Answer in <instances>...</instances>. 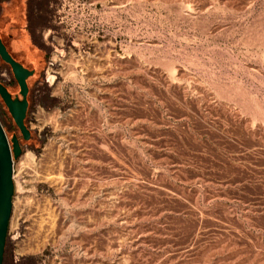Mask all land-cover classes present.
I'll return each instance as SVG.
<instances>
[{"label":"rangeland","instance_id":"374dc122","mask_svg":"<svg viewBox=\"0 0 264 264\" xmlns=\"http://www.w3.org/2000/svg\"><path fill=\"white\" fill-rule=\"evenodd\" d=\"M0 31L35 71L3 264H264V0H0Z\"/></svg>","mask_w":264,"mask_h":264},{"label":"water","instance_id":"95a60500","mask_svg":"<svg viewBox=\"0 0 264 264\" xmlns=\"http://www.w3.org/2000/svg\"><path fill=\"white\" fill-rule=\"evenodd\" d=\"M0 60L9 66L13 78L19 88V97H12L7 88L0 83V98L6 106L15 126L24 141L30 139V131L25 125L28 110L29 88L27 79L33 75L17 62L8 52L0 37ZM22 153L19 139L13 135L9 140L0 123V264H3L5 243L8 232L9 219L12 212V198L14 194L13 162Z\"/></svg>","mask_w":264,"mask_h":264},{"label":"crops","instance_id":"0c3cea01","mask_svg":"<svg viewBox=\"0 0 264 264\" xmlns=\"http://www.w3.org/2000/svg\"><path fill=\"white\" fill-rule=\"evenodd\" d=\"M5 2V1H4ZM11 12H12V10H11V8H10V6L9 7H6V14H5V16H6V19H10L11 18V16H12V14H11ZM0 37H1V39H2V41H3V38H2V32L0 31ZM4 43V42H3ZM5 46H6V44H4ZM14 46H19V44L17 43V45H14ZM21 46V45H20ZM6 48H7V46H6ZM8 50V49H7ZM8 52H9V50H8ZM10 53V52H9ZM10 55L12 56V54L10 53ZM13 57V56H12ZM14 58V57H13ZM34 58V57H33ZM16 61H18L16 58H14ZM19 63H21L20 61H18Z\"/></svg>","mask_w":264,"mask_h":264},{"label":"flooded vegetation","instance_id":"af4514ba","mask_svg":"<svg viewBox=\"0 0 264 264\" xmlns=\"http://www.w3.org/2000/svg\"><path fill=\"white\" fill-rule=\"evenodd\" d=\"M17 62H18V61H17ZM20 64H21L23 67H25V66H24L22 63H20ZM25 68H26V67H25ZM27 69H28V68H27ZM28 70H29V71H33V75H32V76H34V74H35V71H34V70H32V69H28ZM32 76H31V77H32ZM31 77H29V78H31ZM29 78H28V79H29ZM28 79H27V81H28Z\"/></svg>","mask_w":264,"mask_h":264}]
</instances>
